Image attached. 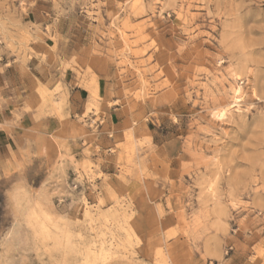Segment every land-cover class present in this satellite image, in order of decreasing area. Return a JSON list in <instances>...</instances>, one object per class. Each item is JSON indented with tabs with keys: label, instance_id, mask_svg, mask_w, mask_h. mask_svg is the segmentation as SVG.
<instances>
[{
	"label": "rangeland",
	"instance_id": "obj_1",
	"mask_svg": "<svg viewBox=\"0 0 264 264\" xmlns=\"http://www.w3.org/2000/svg\"><path fill=\"white\" fill-rule=\"evenodd\" d=\"M24 71L56 79L58 116L62 79L85 88L88 130L101 78L129 103L133 184L111 192L86 131L76 157L26 154L0 178V264H264V0H0V75Z\"/></svg>",
	"mask_w": 264,
	"mask_h": 264
},
{
	"label": "crops",
	"instance_id": "obj_2",
	"mask_svg": "<svg viewBox=\"0 0 264 264\" xmlns=\"http://www.w3.org/2000/svg\"><path fill=\"white\" fill-rule=\"evenodd\" d=\"M23 77L12 78L0 75V178L6 173H13L18 165H22L25 162L23 156L26 154L37 155L41 151L56 158V149L62 146L70 156L76 157L79 154L74 152L76 147H79L81 152L85 151L83 146L78 145V140L86 131L89 146L101 150L100 157H104L106 161L109 157V164L101 172L103 176L113 181V187L108 183L106 185L117 198L123 196L122 198L130 199L133 183L130 181L129 103L117 105L118 100L109 101L107 85L103 84V79L100 77L101 83L98 81L93 90L99 99L100 116L97 119H100L101 127L88 130L89 128H85L87 124L84 126L76 122L72 123V116H82L85 112L90 98L85 88L71 89L70 83L62 79L61 92L54 102L57 104L60 98H64L60 117L51 110L50 106L43 107L37 92L39 86L52 92L56 79L36 78L29 76L25 71ZM73 79L80 80V78ZM92 117H95V114ZM134 130L133 128L132 131ZM95 131H98L97 134ZM140 139L152 141L149 136H140ZM84 143L87 145V140H84ZM173 228V225H170L165 230ZM196 258V264H210L207 259L202 260L201 256ZM239 258L240 253H234L224 258L221 264H248Z\"/></svg>",
	"mask_w": 264,
	"mask_h": 264
},
{
	"label": "bare ground",
	"instance_id": "obj_3",
	"mask_svg": "<svg viewBox=\"0 0 264 264\" xmlns=\"http://www.w3.org/2000/svg\"><path fill=\"white\" fill-rule=\"evenodd\" d=\"M239 88H240V87H239ZM239 88H238V89H239ZM236 89H237V88H236ZM233 92L235 93V95H238V96L240 95V93H238V90L234 91V89H233ZM238 98H239V97L236 96L235 98H233L234 101H232V102H233L234 104H236V105H237V102H238ZM232 107H233V106H232ZM236 111H237V110H236ZM214 114H215V113H214ZM218 115H219V114H218ZM220 115L222 116V115H224V114L221 113ZM215 116H216V115H215ZM213 117H214V116H213Z\"/></svg>",
	"mask_w": 264,
	"mask_h": 264
}]
</instances>
